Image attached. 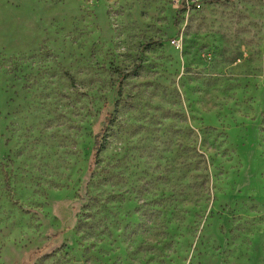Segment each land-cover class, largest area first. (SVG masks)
<instances>
[{"label": "rangeland", "instance_id": "374dc122", "mask_svg": "<svg viewBox=\"0 0 264 264\" xmlns=\"http://www.w3.org/2000/svg\"><path fill=\"white\" fill-rule=\"evenodd\" d=\"M0 264H264V0H0Z\"/></svg>", "mask_w": 264, "mask_h": 264}, {"label": "trees", "instance_id": "16d2710c", "mask_svg": "<svg viewBox=\"0 0 264 264\" xmlns=\"http://www.w3.org/2000/svg\"><path fill=\"white\" fill-rule=\"evenodd\" d=\"M207 1H218V0H207ZM101 142V132H97L94 134V142H93V150L96 152L100 148Z\"/></svg>", "mask_w": 264, "mask_h": 264}]
</instances>
